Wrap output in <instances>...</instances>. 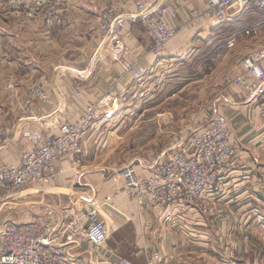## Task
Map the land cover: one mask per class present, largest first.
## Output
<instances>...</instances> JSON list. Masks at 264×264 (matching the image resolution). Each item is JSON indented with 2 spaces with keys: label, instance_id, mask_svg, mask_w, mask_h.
I'll list each match as a JSON object with an SVG mask.
<instances>
[{
  "label": "crops",
  "instance_id": "0c3cea01",
  "mask_svg": "<svg viewBox=\"0 0 264 264\" xmlns=\"http://www.w3.org/2000/svg\"><path fill=\"white\" fill-rule=\"evenodd\" d=\"M114 1L118 0H65V13L75 19L69 28H47L42 20L11 13L0 4V128L12 126L9 143L0 140L1 161L19 163L20 139L26 149L33 147L60 118L68 112L77 117L85 101H97L107 90L118 94L115 106L120 113L121 103L129 106L136 103L138 95L151 93L164 70L182 54L184 46L190 45V28H196L186 24L185 6L180 11L181 27L168 45L171 59L152 53V41L140 23L129 26L125 42L131 55L152 69L143 82H135L100 43L99 15ZM125 3L134 7L130 1ZM187 5L202 7L204 0H188ZM240 60L241 56L234 58L236 69H240ZM34 84H42L53 103L35 99L29 114L21 118L20 106ZM223 89L212 106L228 115L241 151L226 172L228 186L215 199L205 197L181 206L182 218L173 226L164 220L161 205L141 208L124 191L123 179L112 173L118 166L106 162L117 146L109 149L112 144L99 145L103 134H93L83 177L76 181L72 168L63 163L65 173L46 187L48 216L41 220L62 221L67 213L78 212L88 203L82 196L97 191L99 201L112 194V205L121 210L115 216L109 208L101 211L110 226L103 256L113 261L124 255L135 264H147L152 251L160 250L165 256L161 264H264V117L242 90L225 85ZM76 90L81 91L82 98L75 96ZM24 130L32 131L33 140L23 137ZM136 169L143 175L150 173L138 165ZM37 191H24L20 197L37 196ZM3 192L0 187V199H4ZM35 218L40 219L27 220Z\"/></svg>",
  "mask_w": 264,
  "mask_h": 264
},
{
  "label": "built area",
  "instance_id": "2783aa9c",
  "mask_svg": "<svg viewBox=\"0 0 264 264\" xmlns=\"http://www.w3.org/2000/svg\"><path fill=\"white\" fill-rule=\"evenodd\" d=\"M130 1L134 7H127ZM188 0H118L107 5L99 15V29L104 45L113 59L135 82H143L151 73L150 66L133 57L125 42L127 28L140 23L152 41L151 51L156 57L163 56L170 40L181 25V9L186 8V24L194 25L197 37L207 28L223 24L234 14L226 8L235 4V10L263 7L264 0H204V5L189 6ZM4 8L14 14L42 20L47 28H69L75 19L65 13V0H2ZM254 26L247 29L251 34ZM229 40V47L236 43ZM226 82L242 90L247 101L255 102L259 114L264 117V45L246 53L240 61L239 72L227 75ZM82 98L80 90L75 91ZM29 97L20 106L21 118L27 116L35 99L53 103L52 97L42 84H34ZM118 94L105 91L97 101H85L82 112L75 118H63L57 126L45 133L39 142L26 149L20 139L19 163L0 160V187L13 191H25L50 185L66 171V161L78 181L83 177L84 160L89 141L101 125L117 118L115 102ZM203 124H188L185 141L173 145L148 175L140 174L132 163L117 168V176L123 179L124 191L141 208L161 205L163 217L173 226L182 216L180 207L190 206L196 200L216 198L219 191L228 186L227 170L236 160L241 145L233 138L228 115L217 112L205 116ZM113 127L111 128V130ZM23 137L33 140L31 130L22 131ZM12 126L0 128V140L9 143ZM106 136V135H105ZM98 144L105 145L106 137ZM112 194L101 200V205L111 203ZM88 202V201H87ZM89 207L71 213L63 221L31 219L6 220L0 225V264H135L130 258L119 255L111 261L103 256V246L110 235V226L102 216L100 207L88 202ZM83 241L87 248H83ZM102 250V251H101ZM165 256L160 250L152 251L147 264H161Z\"/></svg>",
  "mask_w": 264,
  "mask_h": 264
},
{
  "label": "rangeland",
  "instance_id": "374dc122",
  "mask_svg": "<svg viewBox=\"0 0 264 264\" xmlns=\"http://www.w3.org/2000/svg\"><path fill=\"white\" fill-rule=\"evenodd\" d=\"M0 4L3 6L2 0ZM232 13V19L203 31L201 39L197 37L195 29L190 28V45L186 48L184 46L182 54L175 57L173 64L164 70L161 80L154 86L156 88L145 97L138 95L136 103L132 105L124 106L121 103L123 109L120 107L117 118L109 124L101 125L99 131L105 133L102 137L106 135L109 139L106 146L112 144L109 149L117 146L106 159L109 165L119 167L132 163L150 171L173 145L185 141V129L188 124H203L208 119L206 115L217 113L212 104L216 97L219 99L220 94L224 93V85L229 86L226 82L227 75L233 76L239 72V68L236 69L237 66L233 65L234 58L241 56L242 59L246 53L264 45V6L233 10ZM254 26L256 30L251 34L246 33L247 29ZM233 37H236L237 42L229 47V40ZM169 55L168 50V54L163 56L171 59ZM70 115L69 113V117ZM67 117L68 113L64 118ZM62 119L60 118L59 122ZM96 149L100 152L98 147ZM112 173L115 174L116 171ZM47 186L35 187L39 190L38 195L28 198L20 197L24 191L12 192L4 188V199H0V225L6 220L23 221L32 217H47V201H44L45 197L48 198ZM44 188L46 190L41 191ZM44 193L46 196L42 197ZM7 195L8 197H5ZM90 195L82 196L83 200L101 206V211L109 208V213L112 212L114 216L121 212L112 203L101 205L97 191ZM32 203L35 206H29ZM88 207V203L83 206L85 209ZM30 208H33V211ZM70 216L69 212L63 218L65 220ZM82 245L87 248L88 244L83 241Z\"/></svg>",
  "mask_w": 264,
  "mask_h": 264
},
{
  "label": "bare ground",
  "instance_id": "6f19581e",
  "mask_svg": "<svg viewBox=\"0 0 264 264\" xmlns=\"http://www.w3.org/2000/svg\"><path fill=\"white\" fill-rule=\"evenodd\" d=\"M236 9V5L235 4H231V5H229L227 8H226V11L227 12H232L233 10H235Z\"/></svg>",
  "mask_w": 264,
  "mask_h": 264
}]
</instances>
